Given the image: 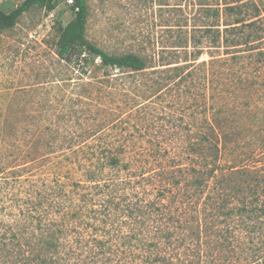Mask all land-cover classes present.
I'll list each match as a JSON object with an SVG mask.
<instances>
[{"label": "rangeland", "instance_id": "374dc122", "mask_svg": "<svg viewBox=\"0 0 264 264\" xmlns=\"http://www.w3.org/2000/svg\"><path fill=\"white\" fill-rule=\"evenodd\" d=\"M22 1L0 0V10ZM86 1V39L112 55L135 54L145 67L104 69L92 55L84 65L62 61L57 39L73 18L68 0L35 5L0 30V264L43 247L50 217L59 219L48 187L55 173L82 176L89 148L101 156L107 145L115 153L125 145L120 155L150 187L185 183L214 145L223 166L253 171L264 163V0H240V14L226 11L235 0ZM223 218L213 217V230L203 217L189 229L200 235L206 264H264L262 217L248 221L254 231L240 217ZM213 231L245 245L218 246Z\"/></svg>", "mask_w": 264, "mask_h": 264}, {"label": "trees", "instance_id": "16d2710c", "mask_svg": "<svg viewBox=\"0 0 264 264\" xmlns=\"http://www.w3.org/2000/svg\"><path fill=\"white\" fill-rule=\"evenodd\" d=\"M59 1L23 0L9 12L0 10V30L14 27L18 18L35 5L51 6ZM68 1L73 18L62 27L57 39L56 54L62 61L84 65L93 62L87 56L92 55L104 69L140 71L145 67L144 60L135 54L112 55L89 42L85 37L87 1ZM238 2L226 3V11L239 10L240 14L247 3ZM212 11L210 15L218 18V9ZM242 20L240 15L232 24ZM201 140L204 144L211 141L207 136ZM89 146L83 145L79 152ZM124 146L113 148L115 153L107 145L101 156L89 148L93 153L84 159L90 161L77 178L55 173L45 199L59 219L50 217L43 247L31 255L19 251L15 264H206L208 253L201 251L199 233L189 232L196 218H210L206 223L209 230L215 228L213 217H240L246 231L255 230V225L248 223L254 217H262L264 222V163L253 171L223 166L218 145H214L215 153L203 158L200 167H192L185 183L176 178V185L150 187V183L144 184L149 177L143 171H130L120 155L125 152ZM107 168L112 171L107 172ZM123 168L135 173L123 177L120 171H113ZM217 175L209 185V179ZM207 189L210 193L205 196ZM226 230L230 235L235 228L227 224ZM212 233L218 246L224 242L229 248L245 245L238 236L226 235L221 241L219 232Z\"/></svg>", "mask_w": 264, "mask_h": 264}]
</instances>
